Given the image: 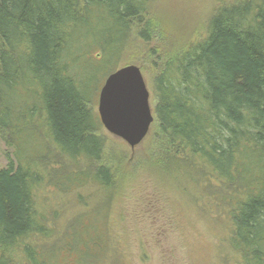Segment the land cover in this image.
<instances>
[{
    "label": "trees",
    "instance_id": "obj_1",
    "mask_svg": "<svg viewBox=\"0 0 264 264\" xmlns=\"http://www.w3.org/2000/svg\"><path fill=\"white\" fill-rule=\"evenodd\" d=\"M152 2L0 0V140L12 150L0 169V264H58L62 247L83 244L74 228L85 207L59 230L38 210L44 185L92 187L102 195L91 220L105 228L113 215L119 177L103 164L96 80L118 69L136 39L158 33ZM166 35L152 53L163 64L152 82L151 168L220 208L234 264H264V0L219 8L194 42L166 48ZM46 142L58 161L46 160ZM60 160L76 169L56 185L49 170L62 172ZM110 227L90 253L80 248V264L114 262Z\"/></svg>",
    "mask_w": 264,
    "mask_h": 264
},
{
    "label": "rangeland",
    "instance_id": "obj_2",
    "mask_svg": "<svg viewBox=\"0 0 264 264\" xmlns=\"http://www.w3.org/2000/svg\"><path fill=\"white\" fill-rule=\"evenodd\" d=\"M249 1L252 0H153L150 11L158 33L150 42L136 39L126 56L115 66L119 69L133 65L140 69L150 94L149 105L153 116L155 102L152 82L163 60L159 61L152 53L165 48L160 43L159 31L165 30L170 40L169 45L168 40L162 41L166 48L177 42L191 43L202 37L208 22L219 8ZM110 69L111 66H107L106 75ZM103 80V75L97 76L98 92L92 107L97 116L98 95ZM153 124L146 139L134 150L106 132L101 125L100 135L106 143L103 164L119 177L115 186L114 212L113 215L112 212L106 213L105 228L91 220L92 207L102 195L92 187L64 191L63 185L57 190L52 184L43 186L38 210L46 218H53L59 230L64 225L69 226V220L85 207L81 214V226L74 228L75 239L79 234L83 244L75 242L72 251L62 247L57 255L58 264H80V248L90 253L93 238L112 230L111 220L115 225L112 241L116 253L112 264H234V256L225 242L226 228L217 218L220 208L215 212L216 208L207 205L204 198L197 199V186L193 187L186 179L173 182L151 168L157 139L155 117ZM45 145L43 154L46 160L53 161L55 158L58 161L59 155L52 145L48 142ZM6 154L8 159L12 158V150L0 140V169L7 165ZM60 163L64 170L59 174L49 170L52 171V183L56 185L57 176L62 177L67 170L76 169L63 160ZM84 201L86 206L81 204ZM67 240L68 236L64 241Z\"/></svg>",
    "mask_w": 264,
    "mask_h": 264
},
{
    "label": "water",
    "instance_id": "obj_3",
    "mask_svg": "<svg viewBox=\"0 0 264 264\" xmlns=\"http://www.w3.org/2000/svg\"><path fill=\"white\" fill-rule=\"evenodd\" d=\"M149 99L138 67L130 65L117 69L106 77L99 91L100 124L106 132L134 150L145 140L154 123Z\"/></svg>",
    "mask_w": 264,
    "mask_h": 264
}]
</instances>
